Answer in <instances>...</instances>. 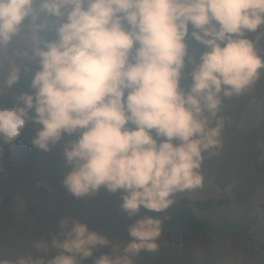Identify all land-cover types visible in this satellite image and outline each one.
I'll return each mask as SVG.
<instances>
[{"label":"clouds","instance_id":"clouds-1","mask_svg":"<svg viewBox=\"0 0 264 264\" xmlns=\"http://www.w3.org/2000/svg\"><path fill=\"white\" fill-rule=\"evenodd\" d=\"M261 29L264 0H0V95L38 64L31 91L0 107V142L29 121L43 152L69 137L66 190L119 191L120 209L135 217L121 244L65 213L0 264H135L158 252L163 220L138 213L165 212L177 192L203 187L205 154L224 144V102L264 70L250 37ZM189 37L203 46L198 54Z\"/></svg>","mask_w":264,"mask_h":264},{"label":"rangeland","instance_id":"rangeland-1","mask_svg":"<svg viewBox=\"0 0 264 264\" xmlns=\"http://www.w3.org/2000/svg\"><path fill=\"white\" fill-rule=\"evenodd\" d=\"M261 32L264 33V29ZM250 37L258 53L264 56V35L250 34ZM188 43L194 54L203 48L190 37ZM32 66L36 69L38 64L33 62ZM190 68L191 65L185 68L182 85L190 81L187 75ZM27 70L21 69L19 80L0 95V99L14 103L19 92L31 91L29 85L34 71ZM6 74V66H0V80ZM223 114L226 123L223 148L218 153L205 154L201 167L203 187L177 192L174 204L165 212L151 214L141 208L138 215L161 217L178 207L188 206L204 216L209 225L215 226L225 219L228 227L219 234L209 230L182 240H174L163 231L159 251L141 252L135 264L260 263L264 252V70L254 86L224 102ZM38 127L29 121L11 143L0 142L3 148L0 155V257L11 259L23 252L65 213L82 217L90 229L114 242H126L127 225L135 217H128L120 209V192H109L102 187L95 195L74 197L61 183L68 171L62 149L69 137H64L49 152H43L31 143ZM50 158L55 162L50 163ZM48 166L50 171L46 170ZM208 197L218 199L221 204L208 210L195 206L197 200ZM107 251L110 248L103 247L94 255Z\"/></svg>","mask_w":264,"mask_h":264},{"label":"trees","instance_id":"trees-1","mask_svg":"<svg viewBox=\"0 0 264 264\" xmlns=\"http://www.w3.org/2000/svg\"><path fill=\"white\" fill-rule=\"evenodd\" d=\"M34 69H35L34 66H32L27 71L32 72L34 71ZM21 83L22 81H20L19 83L22 86ZM12 104L13 102H10L6 99H0V107H8V106H11ZM50 159H51L50 163L55 162L54 158H50ZM46 170L50 171L51 170L50 166H48ZM188 202L190 203L189 200ZM195 203H196L195 205L196 207L202 210H206V209L208 210V209H214L216 205L221 204V201H219L216 198L208 197V198L203 199V201L197 200ZM146 211L148 213L153 214V212H149L148 210ZM160 218L163 220V231L168 233L169 236L174 240H182L186 237L194 238V237H197L198 233L201 234L209 230L214 231L216 234H219L221 230H224L229 225V223L225 219H222L220 221V224L211 226L206 222L205 220L206 218L204 216H200L196 214L188 206L178 207L174 209L172 212H170L169 214H167L166 216H161ZM100 226L109 227L108 225H105V224H100ZM259 264H264V252L261 254Z\"/></svg>","mask_w":264,"mask_h":264}]
</instances>
